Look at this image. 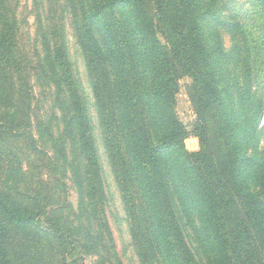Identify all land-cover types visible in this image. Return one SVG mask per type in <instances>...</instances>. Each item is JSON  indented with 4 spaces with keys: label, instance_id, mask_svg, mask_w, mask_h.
I'll return each instance as SVG.
<instances>
[{
    "label": "trees",
    "instance_id": "16d2710c",
    "mask_svg": "<svg viewBox=\"0 0 264 264\" xmlns=\"http://www.w3.org/2000/svg\"><path fill=\"white\" fill-rule=\"evenodd\" d=\"M33 2L42 48L35 78L50 85L58 126L38 122L30 107L31 66L18 60L20 29L0 0V264L52 258L30 250L42 234L64 237L40 221L66 149L86 228L111 257L98 143L143 264H264V141L259 154L247 149L257 133L264 140V0H250L243 18L229 7L220 21L197 0H63L46 13ZM207 20L231 35L228 48ZM66 35L90 58V97L70 76ZM184 77L196 116L190 132L176 111ZM191 135L196 152L185 147ZM18 234L22 246L12 244Z\"/></svg>",
    "mask_w": 264,
    "mask_h": 264
},
{
    "label": "rangeland",
    "instance_id": "374dc122",
    "mask_svg": "<svg viewBox=\"0 0 264 264\" xmlns=\"http://www.w3.org/2000/svg\"><path fill=\"white\" fill-rule=\"evenodd\" d=\"M249 1L250 0H197V2H200L199 5L201 10L208 9L209 7L211 10L218 12V15L216 16L218 19L216 21L222 20L220 15L223 16L224 11L229 7H232L235 11L241 13V18H243L242 16H245L250 12ZM41 2L44 4V13H46L47 7L50 8V5L57 7V5L60 6L63 4V0H41ZM8 6L9 7L7 8L11 14L10 17L13 21L17 22V26L20 29L19 41L23 51L20 50V54L17 55L18 60L22 59L24 65L27 63L31 66L26 71L31 73L25 75V78H27L26 84L31 91L30 94L34 97V101L31 102L30 107H32L38 122L43 124L52 122V125L55 127L57 124L55 119L58 118V113L57 110L53 108L52 99L49 95L50 85L44 80L41 73L40 80L38 77L37 79L35 78V76H39V74L36 75L37 69L35 68L36 65H34V63L37 58L42 59L38 8L35 9L33 0H8ZM41 22H43V18ZM204 26L214 35L215 38L221 41V46H224L225 48L230 46L231 35H229L223 28H220L217 23L211 22L210 24L207 20ZM64 40V44L67 47L66 61L69 65L70 76L76 82L78 91L83 93L84 97H90L88 88V64L90 58L83 53L82 50L76 47L74 40L69 35H66ZM33 68L36 69V71H31ZM223 81H225V79ZM190 85V78L184 77L180 79L179 92L176 97L177 115L189 132L192 130L196 117L193 111L192 100L189 97ZM90 112L93 115V109H91ZM91 122L94 127V120L92 119ZM257 124L258 128L264 127L263 116L258 118ZM207 129L209 136L213 140V143H211L212 149L216 152H221V145L215 138L216 128L213 126L211 115L207 116ZM263 141V135L261 133H257L251 138L249 145L247 146V149L249 150L248 154H259L262 151ZM185 147L189 152L198 151V139L191 135L185 141ZM97 149L102 162L100 180L103 184L107 200V209L105 211L103 210L102 213L105 217L108 231L112 235L111 243L109 244L108 241L105 240V246H112L113 249H109L111 250L109 256L112 258L108 257L109 253L106 254L102 251H98L90 237L92 236L91 230L86 228L78 201V185L75 182L74 177L71 175L73 167L69 159V150L66 149L65 156L64 158L61 157L62 161L60 163L63 164L61 169V185L55 186L53 183H49L51 192L47 195L46 214L41 217L40 221V226H43L45 229H59L60 232L64 234V237L57 238L55 235L53 236L49 234L48 236H44V234H42L39 238L40 244H32V251L30 250L31 257H39L43 252L46 255L47 253L52 252L50 256L52 258L44 256L46 257L45 259H35L34 262L30 264H143L142 259L140 258V253L136 247L135 238L132 237L130 232L128 219H126L128 210L124 208V205L120 200L119 188L115 186L114 179L106 164L105 158L103 157V151L99 143ZM1 180L5 182V176L2 177L0 181ZM47 181L49 180L47 179ZM0 188L5 191L1 182ZM98 214L100 215V211ZM87 232H89V236ZM105 233L106 232L103 229L101 234ZM189 234L194 236V232L192 231H189ZM22 237L21 234H18L15 240L12 241V244L15 243L22 246ZM35 241L37 240L35 239ZM13 250L15 258H17V256H22L16 248ZM113 252L114 258L118 259V262L114 260ZM62 258H64V262L61 261Z\"/></svg>",
    "mask_w": 264,
    "mask_h": 264
},
{
    "label": "clouds",
    "instance_id": "9594fccd",
    "mask_svg": "<svg viewBox=\"0 0 264 264\" xmlns=\"http://www.w3.org/2000/svg\"><path fill=\"white\" fill-rule=\"evenodd\" d=\"M257 190H258V189L256 188V186H253L252 191L255 192V191H257Z\"/></svg>",
    "mask_w": 264,
    "mask_h": 264
}]
</instances>
